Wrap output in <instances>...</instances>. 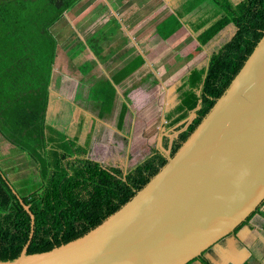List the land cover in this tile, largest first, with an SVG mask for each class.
Wrapping results in <instances>:
<instances>
[{
	"label": "crops",
	"instance_id": "1",
	"mask_svg": "<svg viewBox=\"0 0 264 264\" xmlns=\"http://www.w3.org/2000/svg\"><path fill=\"white\" fill-rule=\"evenodd\" d=\"M221 2L81 0L48 29L57 41L48 119L83 139L92 159L102 145L106 157L94 160L105 166L126 168L130 150L161 148L172 126L196 118L194 111L182 121L186 103L193 104L213 56L238 31L231 22L211 38ZM14 152V164L0 168L16 184L18 174L32 171ZM254 216L191 264H264V206Z\"/></svg>",
	"mask_w": 264,
	"mask_h": 264
},
{
	"label": "trees",
	"instance_id": "2",
	"mask_svg": "<svg viewBox=\"0 0 264 264\" xmlns=\"http://www.w3.org/2000/svg\"><path fill=\"white\" fill-rule=\"evenodd\" d=\"M80 1L0 0V136L27 157L32 169L19 191L0 168L3 263L16 262L29 241L27 255H36L79 239L137 196L212 113L264 38V0L221 2V20L211 38L231 22L238 31L213 56L193 104L186 103L182 121L194 111L196 118L172 126L162 147L136 165L105 166L91 158L83 139L48 119L57 50L48 29ZM22 201L35 217L33 236L32 219Z\"/></svg>",
	"mask_w": 264,
	"mask_h": 264
},
{
	"label": "water",
	"instance_id": "3",
	"mask_svg": "<svg viewBox=\"0 0 264 264\" xmlns=\"http://www.w3.org/2000/svg\"><path fill=\"white\" fill-rule=\"evenodd\" d=\"M25 210L32 219L30 208ZM264 206V38L228 93L130 202L83 237L0 264H191Z\"/></svg>",
	"mask_w": 264,
	"mask_h": 264
},
{
	"label": "rangeland",
	"instance_id": "4",
	"mask_svg": "<svg viewBox=\"0 0 264 264\" xmlns=\"http://www.w3.org/2000/svg\"><path fill=\"white\" fill-rule=\"evenodd\" d=\"M57 58V57H56ZM56 58H55V62H56ZM87 70H89V67L87 65ZM157 141V140H156ZM156 141H154L152 143V147L153 146H157L158 144H156ZM147 147V146H146ZM15 149L16 151H18L15 147L11 146L10 144H8L6 141H4V139L0 136V167L4 169V166L7 165L9 167V164H14V161H12V155L13 153H15ZM154 151H156L154 148H149V149H138L136 152H133L132 150H130V159H128V164H126V168L127 167H131L132 165H134L137 161H141V159L148 153H153ZM105 153L106 151L104 150V147H102V145H99V148L95 150V146L94 149H92V154H93V158L96 159L97 157L99 159H103L105 158ZM109 165V163L107 164ZM31 169V168H30ZM29 171V170H28ZM32 171V169H31ZM29 177V173H22V175H17L15 177L16 179V184L18 186L21 185L23 179H26ZM32 184V180L29 181ZM33 189V185H29V190ZM257 215V214H256ZM255 217V216H254ZM254 219V218H253ZM253 221V220H252Z\"/></svg>",
	"mask_w": 264,
	"mask_h": 264
}]
</instances>
